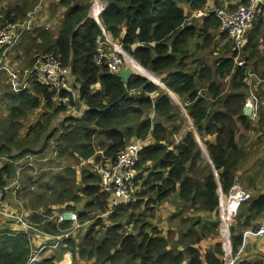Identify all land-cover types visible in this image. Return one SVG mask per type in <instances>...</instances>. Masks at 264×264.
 <instances>
[{
    "label": "trees",
    "instance_id": "obj_1",
    "mask_svg": "<svg viewBox=\"0 0 264 264\" xmlns=\"http://www.w3.org/2000/svg\"><path fill=\"white\" fill-rule=\"evenodd\" d=\"M99 1L105 10L98 22L91 17L93 0H57L56 7L63 12L58 34L52 36L40 27L20 43L30 57L54 53L70 70L86 107L82 117L75 118L73 104L57 105L55 96L32 77L31 88L16 97L18 105L12 107V116L25 109L50 113H44L30 128L28 139L16 141L13 128L17 123L0 136L6 141L0 151L12 160L53 147L58 164L70 163L43 185L45 191L38 197L46 200L52 194L55 204L61 206L56 208L58 212L74 211L81 224H90L82 240L75 228L54 256L34 264H58L67 249L73 264L79 259L92 264H226L218 190L228 195L245 166L254 157L264 156V0L240 51L227 33L220 32L214 12L245 6L251 0ZM39 2L22 0L10 7L0 25L24 19ZM100 6H95L96 12ZM198 13L205 16L193 18ZM103 30L144 69L162 76L165 88L140 76H132L126 85L105 65L98 66L95 59L104 50L98 43V39L105 41ZM34 62L32 58L30 68ZM169 93L181 99L193 124L180 143L175 137L186 120L171 103ZM250 98L255 111L261 113L258 123V116L254 119L245 114ZM67 112L60 126L52 129V120ZM196 134L215 172L204 158ZM135 139L149 146L141 154L135 181L138 190L130 206L113 208L101 193L98 175L85 167L83 183L77 186V171L72 167L83 165L98 151L114 160ZM260 160L250 169L261 165ZM10 167L6 164L0 171L1 186H6L3 175L9 176ZM76 189L88 199L80 211L77 206L83 198ZM174 196L179 204L172 220L179 223L167 231L149 218L157 216ZM44 214L53 215L52 211ZM263 216L264 193L241 206L231 228L234 257L244 246V233L258 230L261 226L255 223ZM125 221L134 224V231H126ZM45 222L40 215L29 221L42 232L61 234L54 222ZM31 254L26 235L0 232V264H29ZM243 254L235 264H264L262 258L247 260Z\"/></svg>",
    "mask_w": 264,
    "mask_h": 264
},
{
    "label": "built area",
    "instance_id": "obj_2",
    "mask_svg": "<svg viewBox=\"0 0 264 264\" xmlns=\"http://www.w3.org/2000/svg\"><path fill=\"white\" fill-rule=\"evenodd\" d=\"M44 2L47 1L40 0L38 5L30 10L24 19L17 21L18 23L0 25V66H2L0 72L3 71L6 73L10 79L13 90L16 92L21 89L20 76L15 73H9V67H3V63L9 60L8 55L11 54L12 49L22 41V38L26 34L41 27L38 26V16ZM261 4L263 3L259 0H251L245 6L237 5L235 8H231L236 10L218 12V17L222 22L220 29L221 32H226L228 34L229 39L237 49H240L245 43L246 34L252 31L253 20L258 7ZM101 7L102 10L94 16L95 20L98 22L99 15L105 10L104 5H101ZM103 34L105 39L110 40L109 34H107L105 30H103ZM98 43L100 45V50L104 49L105 42L98 39ZM113 47L114 48L108 53H105L104 50L101 51L95 59V63L98 66L105 65L112 74H118L127 66V59L122 46L113 43ZM30 73L34 76L38 85L46 88L55 96L57 105L61 104L64 106H70L73 104L71 115L78 114L75 112V107L79 99V87L74 86L70 70L62 64L54 53L36 56ZM81 103L83 107L86 108L82 101ZM245 114L250 118L256 116L252 98H250L245 105ZM144 143L145 142L136 139L129 142L114 160L104 158L103 161L105 162H98L96 156H94L83 162L90 171L98 175L100 178L101 193L106 195L115 207L120 205H130L133 198L136 196L138 186L135 181L139 174L137 166L140 162V155L142 154L143 149L146 148ZM99 154H102V152ZM5 191L6 189L0 187V207L2 208L4 205ZM250 200L251 194L246 190V187L238 178L235 180L230 193L220 198V213L223 230L221 235L223 237L226 264H235V262L240 259L243 252V248H241L237 256H233L231 228L236 224V219L239 215L241 206ZM0 216H5L10 221H19L24 226V233L26 235H29L30 232L36 233L37 231H40L36 226L29 223L28 220L26 221L23 217H17L13 213H8L7 210H0ZM77 217L78 214L75 215L74 211H68V213H62L52 217L51 220L57 222H54L53 224L64 233L53 235L48 232L42 234L40 231L43 237L52 241V244L43 247L38 254L32 253L29 264H34L39 260L43 261L46 259L53 253V251L50 250L52 246H55L56 244L58 246L61 243L62 247L66 243L65 240L68 239L70 235V233H65L66 229H81L83 225L80 224ZM65 224H69V226L64 228L63 226ZM246 236L263 237L264 226H261L256 231H247ZM61 264H73L72 255L70 254L69 257H65L64 262Z\"/></svg>",
    "mask_w": 264,
    "mask_h": 264
},
{
    "label": "rangeland",
    "instance_id": "obj_3",
    "mask_svg": "<svg viewBox=\"0 0 264 264\" xmlns=\"http://www.w3.org/2000/svg\"><path fill=\"white\" fill-rule=\"evenodd\" d=\"M46 1L47 2L43 3V6L41 7V11H40L39 16H38V20H39L38 26H41L42 28L47 27V29L49 30V31L48 30L47 31L52 36H56L60 30L63 12L60 9H57V7H56L57 0H46ZM93 1H94V5L91 9V16L94 18L95 14L98 13L95 11V6L102 5V4L100 3L99 0H93ZM20 3H22V0H1L0 1V24L4 23V21H2L4 19V12L6 10H8L10 7L17 5V4H20ZM36 4L37 3H35V5ZM35 5L33 4L30 7L29 11L32 10L35 7ZM233 5H236L235 2H233ZM34 31L31 34H33ZM31 34H29L27 36H30ZM109 39L110 40L105 39V41H104L105 42L104 50L106 52L107 51L110 52L114 48L113 43H112L113 41L111 40L112 38H110V36H109ZM19 47H21V46H19ZM19 47H17L15 50L17 51V49ZM36 55L37 54H34L32 57H30L31 60ZM24 61H25V64L20 62L19 59L17 60V62L20 63V65L27 66L28 62H30V59L28 57H24ZM126 65L129 66L127 62H126ZM1 72H3V71H1ZM23 76L25 79H28V81L31 82V78H32L31 73L28 75H23ZM3 79L5 80V85H6V78H3ZM160 79H161V76H160ZM21 82H22V80H21ZM161 83H162V81H161ZM158 85H160V84H158ZM1 90H4V89H1ZM179 102H180V100H179ZM180 104H181V102L178 105L180 106ZM13 105L17 106L18 103L15 102ZM178 108L180 109L181 115L186 120V125L183 127V130L179 134L183 138L185 132L190 130L191 128H193V126L187 117L188 114L186 115V112H183L185 109L183 104H181V107H178ZM185 111H186V109H185ZM8 112H9V115H8ZM44 113H50V112H48L44 109L33 110V111L25 109L21 115H19L17 117H13L12 116V109L10 111L7 109V116H4L3 114L0 115V136L3 133H5L6 131H8L10 124L17 123V125L14 126V128H13V132L16 133V141L28 139L30 128L32 126H34L39 120H41L42 117H44L43 116ZM68 115H69L68 112H67V114H62L60 116L57 115L52 120V129L59 127L60 124L65 119V117H67ZM5 144H6V141L3 139H0V146L5 145ZM148 146H149V143H148ZM11 150L16 154L15 147H12ZM31 156L34 157V159H31L30 158ZM55 156H56V153L54 152L53 147H49L47 149V151L44 153H37V154H32V155H23L22 157L18 158L17 160H12L9 157V154H5V152L0 151V171L4 167L6 169V164H9L11 166L9 169L11 171L9 176L6 177L5 175H3V177H5V179H6L5 184L12 185L13 183L18 182L22 186V188H21V186L19 185L20 190H18V191L15 190V186H11V188L9 189L8 195H7L8 199H9V194H13L14 192H16V198H18V195H20V194L22 196H26L27 197L26 199L29 201V205H30L31 209L34 211L33 213H35V211L37 209L42 210L46 213V212L51 211L53 208L56 209L58 207H61V206H58L55 204V200L52 198V194H49V196L46 200H42L38 197V195L42 194L45 191L44 186H43V185H45V183L50 182L51 178L53 176L57 175L60 172L63 173V170L65 168L71 166V164L66 162V161L65 162L61 161V164H58L56 159H55ZM58 165H60V166H58ZM84 167L87 170H89L88 167L85 166L84 163H83V165H78V166L72 167L73 169H75L77 171V175H78L77 186L78 187H80L83 183L82 182V179H83L82 178V176H83L82 171H83ZM35 169H36V171H35ZM34 171H35V173H34ZM81 173H82V175H81ZM259 174L263 177V180L259 181V186L261 187L264 184V170L261 169ZM240 182L246 187V190L250 193V191L247 188L244 181L240 179ZM262 187H264V186H262ZM75 191L78 192L80 195H82V193L79 190L76 189ZM82 198H83V203H80L77 206L78 211L82 210L84 208V206L86 205V203L88 202V199L86 197H84L83 195H82ZM13 201L16 202L15 199H13ZM178 204H179V202L177 200V197L176 196L172 197L166 204H164V207L162 208V210L156 214L157 216L149 218V221H152L155 226H158L160 228H166V230L168 231V229L170 228L171 225L174 227L179 223L178 220H172V218L174 217V214L176 213V209L178 208ZM75 214L77 215V213H75ZM15 222L21 226V230L19 232L18 231H12L11 229L9 231L8 230L7 231L13 235H15V234L26 235L24 233L25 232L24 226L19 221H15ZM81 225H83V227L81 229H79V231H77V234H78L79 238L82 240L85 237L90 224L84 223ZM125 227H126V231H128V233H131V231H134V224L129 225L127 223V221H125ZM1 230H6V229H0V231ZM84 232H85V234H84ZM35 235H36V233H34V232H30L29 235H26L29 239L30 247L33 246ZM81 240H79V241H81ZM222 240H223V237H222ZM56 252H58V249L56 250ZM69 254H70V252L67 249V251L65 252V255L59 261L58 264L64 262L65 257L69 256ZM75 263L76 264L77 263L78 264H92L90 261L85 262V261H82L80 259L78 261H75Z\"/></svg>",
    "mask_w": 264,
    "mask_h": 264
},
{
    "label": "crops",
    "instance_id": "obj_4",
    "mask_svg": "<svg viewBox=\"0 0 264 264\" xmlns=\"http://www.w3.org/2000/svg\"><path fill=\"white\" fill-rule=\"evenodd\" d=\"M259 1H261V3H263L262 0H259ZM44 29L47 30V27ZM20 43L17 47L21 46ZM14 50L11 52L10 55H8L9 60L6 63V66L9 67L11 72L17 73L20 76V82L22 80L21 89L18 92L14 91L12 86H11V82H10L9 77L6 75V73L0 72V115L3 114L4 116H7V109L10 111L12 109V107L14 106L13 104L17 100L16 97H18V95L23 93V91L29 90L31 88V85L34 83V82L28 81V79H25L23 76V75L30 74V71H31L33 66L30 68L28 66L29 62L27 64V66H22V65H20V63L17 62V60L19 59L20 62L25 64L24 57H28L31 60L30 56L26 53V50H24L22 47H19L17 49V51L16 50L14 51ZM108 52L109 51H107V53ZM35 57H34V59H35ZM3 78H6V85H5V80ZM1 89H4V90H1ZM261 110L264 112V106L261 107ZM8 115H9V112H8ZM72 115L75 117L77 114H72ZM257 116H258V118H257V120H255L256 123H258L260 121L261 113L256 112V116L254 117V119ZM77 118H80V117H77ZM144 144H145V147L148 146V143L145 142ZM99 153H100V151H98L96 153L97 155H95L96 160L98 162H105V161H103V159L104 158L108 159V158L105 156L104 153H102V154H99ZM257 159H261L260 160L261 165L256 164L255 168L250 169V165L255 163L257 161ZM250 165H248L247 168L245 166L243 171L240 172L239 176H240V179L243 180L244 183L246 184L247 188L250 191V194L252 196H255L257 194L264 193V187H262V186H264V184L261 186L262 188L259 186V181L263 180V177L259 174V172L261 169L264 170V156H262L260 158L258 156L254 157V159H253L252 163H250ZM81 175H82V173H81ZM77 177H78V175H77ZM6 186H7L8 190L11 188V186H15V190H17V187H18V190H20L18 182L13 183L12 185L6 184ZM14 194L16 197V192H14ZM26 198H27L26 196H22L21 194L18 195V198H13L12 194H9V199H7V201H8L7 205L3 209L7 210L8 213L15 214V216H17V217H20L21 215H25L24 219L26 221L27 220L31 221V219H33L34 215H38L36 213H43L44 214V211L38 210V209L35 211V213H33L34 211L31 209V207L29 205V201ZM13 199H15L16 202H14ZM82 203H83V201H82ZM51 211H52V214H54V215L59 213L55 208H53ZM255 224L259 225V226H264V216L261 217L259 220H257V222ZM0 229H6V231L7 230L9 231L11 229L12 231H18L19 232L21 230V226L18 223H16L15 221H10V220H8L7 217L1 216L0 217ZM1 231H3V230H1ZM41 233L46 234L45 232H42V231H41ZM41 233H40V231L36 232L34 242H33V246L31 249L32 253L38 254V252L43 247L49 246L52 244V241L48 238L43 237L41 235ZM246 233H247V231L244 233V246L242 247L243 251H244L243 259H247V260H255V259H261V258L264 259V236L263 237L246 236ZM50 250L53 251V253L51 255H49L46 259H49L50 256H54L57 253L56 252L57 249H55V248H50ZM69 256H70V254H69ZM46 259H44V260H46Z\"/></svg>",
    "mask_w": 264,
    "mask_h": 264
},
{
    "label": "bare ground",
    "instance_id": "obj_5",
    "mask_svg": "<svg viewBox=\"0 0 264 264\" xmlns=\"http://www.w3.org/2000/svg\"><path fill=\"white\" fill-rule=\"evenodd\" d=\"M241 6H244V5H241ZM97 10L98 11H100V10H102V7L100 6V7H98L97 8ZM230 10H236V9H228V8H222V9H217L214 13H215V16H216V18L219 20V22L222 24V22H221V20H220V18L218 17V12L219 11H230ZM207 15V14H206ZM203 16H205L204 14H202V13H198V14H196L193 18H196V19H199V18H201V17H203ZM14 23H18V22H14ZM8 23H6V25H7ZM220 29H221V27H220ZM31 32H33V31H31ZM31 32H29V33H31ZM220 32H221V30H220ZM28 33V34H29ZM221 33H226V32H221ZM27 35V34H26ZM25 35V36H26ZM24 36V37H25ZM23 37V38H24ZM22 38V39H23ZM19 45V43L17 44V46ZM234 45V44H233ZM17 46H15L13 49H12V51L17 47ZM243 46H244V44L242 45V47L240 48V49H237L235 46V48L237 49V50H241L242 48H243ZM126 59H127V63H128V65H129V67L131 68V69H133V71L135 72V73H137V74H139V75H141V76H144V77H147L148 79H150V80H152V81H155V82H157L158 84H160V86L159 85H157L158 87H161V86H163L162 85V83H161V79H160V76H157V75H155V74H153V73H151V72H148V71H146L143 67H141V65L140 64H138L134 59H132V58H130L128 55H126ZM6 63H7V61L6 62H4L3 63V67H7L6 66ZM242 62H240L239 63V65H242L241 64ZM2 66H0V68H1ZM8 68V67H7ZM9 73H13V72H11V71H9ZM16 75H18L17 73H15ZM19 76V75H18ZM32 77L34 78V76L32 75ZM34 81L37 83V81H36V79L34 78ZM165 88V87H164ZM178 96H174L173 94H172V99H170L171 100V103L173 104V105H175L176 107H181V104H180V106L178 105L180 102H181V99L179 98ZM179 100H180V102H179ZM183 112H186L185 111V109H184V111ZM186 115H187V112H186ZM187 117H188V119L190 120V118H189V116L187 115ZM190 122L192 123V121L190 120ZM190 123V124H191ZM192 127V126H191ZM192 129V128H191ZM176 140H177V143H180L181 142V140H182V137L180 136V135H177L176 137ZM205 147V146H204ZM201 149H202V146H201ZM206 149V148H205ZM203 152V151H202ZM206 152H207V150H206ZM203 156H204V153H203ZM31 159H34V157H30ZM140 158H141V155H140ZM205 158V157H204ZM211 160V159H210ZM207 161V160H206ZM208 162V161H207ZM210 164V163H209ZM211 166H212V169H213V171L215 172V169H214V166H213V164L211 163L210 164ZM137 169H138V166H137ZM35 171H36V169H35ZM35 171H34V173H35ZM33 173V174H34ZM19 174V173H18ZM136 183V182H135ZM20 185V184H19ZM0 187H2V188H4V189H6V191H5V196H4V205H3V208L7 205L6 204V195L8 194V192H9V190H8V188H7V186H1L0 185ZM33 189V188H32ZM219 191V190H218ZM12 196H13V198H16L15 197V194L13 193L12 194ZM221 197H224V194H223V192L221 191V192H219V215H220V220H221V222H220V233L222 234V232H223V230H222V219H221V213H220V198ZM135 201V198H133V201H132V203ZM131 205V204H130ZM130 205H128V206H130ZM120 206H123V205H120ZM128 206H123V207H128ZM117 207H119V206H114L113 205V208H117ZM2 207H0V210L1 209H3ZM39 212V211H38ZM62 213H68V211H62V212H59L58 214H56V215H51V216H46L45 214H43V213H36V214H38V215H40V216H42V217H44V219H45V221L46 222H56L55 220H51V218L52 217H55V216H57V215H59V214H62ZM111 213V212H110ZM76 215V214H75ZM20 217H23V218H25V215H21ZM78 218V217H77ZM45 222V223H46ZM57 223V222H56ZM75 227V226H74ZM73 228V227H72ZM74 229H72L71 230V228L70 229H68V230H66L65 231V233H70L71 231H73ZM64 232L63 231H61V234H63ZM71 235V234H70ZM70 235H69V237H70ZM68 237V238H69ZM67 240V239H66ZM61 245V243L57 246V244L55 245V246H52L51 248H55V249H58V247ZM57 246V247H56ZM31 259V258H30ZM39 261H41V260H39ZM38 261V262H39ZM30 262V261H29ZM36 263V262H35Z\"/></svg>",
    "mask_w": 264,
    "mask_h": 264
},
{
    "label": "water",
    "instance_id": "obj_6",
    "mask_svg": "<svg viewBox=\"0 0 264 264\" xmlns=\"http://www.w3.org/2000/svg\"><path fill=\"white\" fill-rule=\"evenodd\" d=\"M102 4V3H101ZM103 5V4H102ZM93 18V17H92ZM95 18V17H94ZM110 36V38H112V36L111 35H109ZM112 40V39H111ZM124 54H125V56L126 55H128L126 52H124ZM130 58H132L130 55H128ZM132 59H134V58H132ZM135 60V59H134ZM136 61V60H135ZM137 62V61H136ZM138 63V62H137ZM139 64V63H138ZM142 67V66H141ZM146 70V69H145ZM147 71V70H146ZM149 72V71H148ZM119 78H121V79H123V81H124V83L126 84V85H128V83H129V81H130V78L132 77V76H140V77H143V78H145V79H147V80H149L151 83H153V84H155V85H158L157 84V82H154V81H152V80H150V79H148L147 77H144V76H141V75H139V74H137V73H135L134 71H133V69H131L129 66H126L122 71H120L118 74H116ZM162 85H163V83H162ZM164 85H163V87L161 86V88H163L164 89ZM169 97H170V99H172V93H169ZM75 112L76 113H78L76 116H75V118H77V117H82V114L83 113H85L86 112V109L83 107V105H82V103H81V100L80 99H78V102H77V105H76V107H75ZM193 125V124H192ZM196 139H197V141H198V143L200 144V146H202V151H203V153H204V157H205V159L208 161V163H212L211 162V160H210V157H209V155H208V153L206 152V149H205V147H204V145L202 144V142H201V140H200V138H199V136L196 134ZM215 169V168H214ZM222 191V189L220 188L219 189V192H221Z\"/></svg>",
    "mask_w": 264,
    "mask_h": 264
},
{
    "label": "clouds",
    "instance_id": "obj_7",
    "mask_svg": "<svg viewBox=\"0 0 264 264\" xmlns=\"http://www.w3.org/2000/svg\"><path fill=\"white\" fill-rule=\"evenodd\" d=\"M105 8V7H104ZM228 8V7H227ZM95 19V18H94ZM174 95V94H173ZM252 197V196H251Z\"/></svg>",
    "mask_w": 264,
    "mask_h": 264
}]
</instances>
